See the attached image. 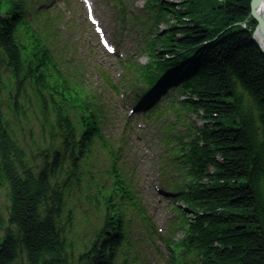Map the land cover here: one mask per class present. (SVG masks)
<instances>
[{"label":"trees","instance_id":"trees-1","mask_svg":"<svg viewBox=\"0 0 264 264\" xmlns=\"http://www.w3.org/2000/svg\"><path fill=\"white\" fill-rule=\"evenodd\" d=\"M152 2L159 6L162 21L168 22L172 15L177 20L157 35V70L164 73L193 58L194 70L182 85L186 98L182 104L196 116L201 112L206 122L202 128L191 129L183 149L190 182L183 197L185 215L192 213L182 227L183 242L192 244L194 264H264V58L250 40L255 23L250 21L247 31H228L213 45L203 47L216 33L247 18L249 0H224L222 6L202 0L198 12L192 6L175 12L173 5ZM206 10L219 16L213 27L196 24L195 17ZM9 17L0 20V54L14 71L7 82L0 74V97L13 89L10 105L20 110L24 84L32 82L45 121L52 116L51 129L55 126L60 131L61 146L67 152L73 131L53 102L44 56L36 43L14 36L16 25L20 28V0H14ZM181 18L190 19V24H183ZM9 128L0 98V187L7 185L10 190L9 225L0 237V264H110L112 248L119 245L123 230L116 196L98 188L96 194L88 195L98 211L100 200L105 208L103 243L95 239L75 246L66 186L56 173L57 153L52 163L41 155V166L34 165ZM109 230L118 235L116 241Z\"/></svg>","mask_w":264,"mask_h":264},{"label":"rangeland","instance_id":"rangeland-1","mask_svg":"<svg viewBox=\"0 0 264 264\" xmlns=\"http://www.w3.org/2000/svg\"><path fill=\"white\" fill-rule=\"evenodd\" d=\"M169 1V0H168ZM199 2H200V0H197L192 6H195V5H197L198 6V4H199ZM142 5H143V1L142 0H138L136 3H135V8L137 9V10H140L141 8H142ZM183 7L184 8H189V7H191V5L189 4V3H185L184 5H183ZM215 15H217V13L216 12H214V13H208V12H205V11H203V12H201V14L199 15V16H197V17H195L198 21H208V20H210V19H212L213 21H215V22H218V20H219V16H216L215 17ZM213 16V17H212ZM165 27L162 25V26H160L159 27V30L160 31H163V29H164ZM231 31H236V28L235 27H233L232 28V30ZM138 63H140L141 65H144V64H146V62H147V57L144 55V54H142V56L140 55V57L136 60ZM91 64V66H92V68H93V70H95L96 69V66H97V64H96V62L94 61V62H92V63H90ZM91 72V74H90V76H91V80L93 81V82H98V79L96 78V76H97V74H95V72L94 71H90ZM104 96H106V95H104ZM108 96V98H111L112 97V101H113V106H114V108H117V109H119V107H120V105H119V102H117L116 101V99L113 97V96H109V95H107ZM190 121L191 122H194V123H196L198 126H200L201 125V121L200 120H198V119H196V117H194V116H190ZM116 133V132H115ZM116 134H118V133H116ZM120 134V133H119ZM37 136L39 137V138H41L40 136H39V134H37ZM160 137V135H158V138ZM35 141H38V139H37V137L34 139ZM132 146H135V147H137V145L136 144H133V145H131L130 147H131V149H132V151H135V152H137V150H134L133 148H132ZM155 147H156V145H155ZM131 155H133V156H136V155H134L133 153H131ZM135 167H136V169L138 170V166H139V163L138 162H136L135 161ZM143 172H144V168H143ZM146 179L145 180H141V185L143 186V187H146ZM150 203H152V201L150 200ZM7 206H8V202H7V199H6V193H5V191L4 190H0V215H1V217H2V219L4 220V218H6V208H7ZM3 226H4V224L2 223V222H0V227L3 229Z\"/></svg>","mask_w":264,"mask_h":264},{"label":"water","instance_id":"water-1","mask_svg":"<svg viewBox=\"0 0 264 264\" xmlns=\"http://www.w3.org/2000/svg\"><path fill=\"white\" fill-rule=\"evenodd\" d=\"M259 8H264V0H251L250 1L251 17L257 23V29L264 35V19L262 18V16L258 12ZM252 40L254 41V34L252 36ZM260 45L264 48V40L263 39H261ZM258 48L260 49L262 55L264 56L263 49L260 48L259 46H258Z\"/></svg>","mask_w":264,"mask_h":264},{"label":"bare ground","instance_id":"bare-ground-1","mask_svg":"<svg viewBox=\"0 0 264 264\" xmlns=\"http://www.w3.org/2000/svg\"><path fill=\"white\" fill-rule=\"evenodd\" d=\"M259 14L264 18V8H259ZM261 36L257 34L256 36V42L260 45L261 42Z\"/></svg>","mask_w":264,"mask_h":264}]
</instances>
